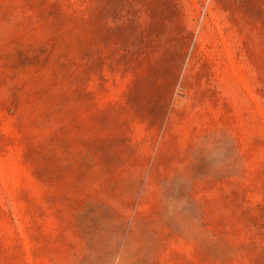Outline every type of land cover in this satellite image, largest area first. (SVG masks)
I'll return each instance as SVG.
<instances>
[{
	"label": "rangeland",
	"instance_id": "obj_1",
	"mask_svg": "<svg viewBox=\"0 0 264 264\" xmlns=\"http://www.w3.org/2000/svg\"><path fill=\"white\" fill-rule=\"evenodd\" d=\"M0 264H264V0H0Z\"/></svg>",
	"mask_w": 264,
	"mask_h": 264
}]
</instances>
